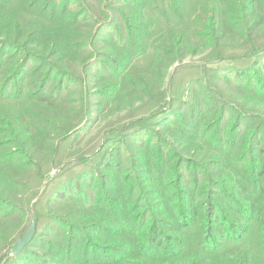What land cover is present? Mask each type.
<instances>
[{"label": "trees", "instance_id": "16d2710c", "mask_svg": "<svg viewBox=\"0 0 264 264\" xmlns=\"http://www.w3.org/2000/svg\"><path fill=\"white\" fill-rule=\"evenodd\" d=\"M63 1L69 7L75 5L87 11V18L81 19L74 11L68 14ZM74 1L75 4L72 0H0V81L6 76L7 82L9 75L15 72L12 67L17 64L9 61L4 67L2 59H22L16 69V73L22 75L26 72L28 60L37 57L36 75L45 72L47 80H50V75L67 77L77 89L73 92L76 102H69V93L65 97L63 94L40 96L29 119L15 122L12 120L14 115L6 113L5 117L11 121H0L6 125L9 134H13L7 145L0 144V204L8 211L5 216H0V264L3 260H7L6 264L9 262L11 248L7 226L16 213L13 209L20 206L19 212L29 210L48 173L57 166L61 148L69 138L65 135L75 130L84 118H92L94 105L108 99L107 95L111 94L117 103L123 102L117 99V95L123 98L131 95L140 103L135 108L140 111L139 116L128 125V139L143 135L149 139L153 128L163 130L167 139H158L160 147L152 143L139 148L134 146L143 151L145 157L141 159L137 152L131 151L126 156L130 158L126 166L120 160L114 167L116 176L114 179L112 175L109 177L113 184L109 188L105 182L100 185L104 200L99 196L94 204L74 199L65 203L61 208L66 211L63 216L69 223H59L73 229L70 240L74 231L84 234L79 227L90 232L94 242L89 248H94L98 242L101 245L98 250L108 253L112 264H177L176 261L183 259L177 247L182 250L186 246L185 231H190L201 219L209 226L203 227L204 235L196 245L198 251L192 260H199V264H219L218 260L224 254L217 248L220 245L212 241L222 238L225 242H235L240 239L236 230H247L241 232L244 238L252 227L260 224L264 228V0H212V4H207L203 10L205 14L195 21L193 31L176 36L174 48L169 51L160 53L153 50L145 67H136L133 56L135 52L142 53L144 48L141 38L146 32L142 28L133 27L131 30L133 36L128 45L134 49L132 52L122 43L119 47L111 42L102 45L109 51L102 50L95 36V27L103 14V5L109 0ZM138 1L135 0L133 6L136 9L135 17H132L135 23L148 17L153 5L161 8L167 19H170L169 15L177 16L185 9L184 0H169L164 4L161 0L160 5L158 0H142L144 4H138ZM47 5L53 24L50 31L43 28L41 20L32 18L36 10L43 12ZM57 22H64L71 28L61 33ZM146 29L149 32L152 26ZM119 48L127 50L128 55L118 57V66L130 69L132 78L125 82H114L113 79L112 84L117 88L114 95L109 91L112 84L90 76L89 71L95 64L91 61L96 54L105 53L113 59V52L117 54ZM196 55L201 57L199 63L183 68L197 74L207 70L208 81L225 82L232 92H226V87L218 85L225 93L215 95L205 87L199 90L202 82L189 83L186 90L183 86H175L174 80L165 82L169 78L170 65ZM232 63L241 65L237 71L243 74L256 70L259 77L256 72V79L246 84L224 80L221 73L227 72L226 67ZM215 91L218 92L217 86ZM208 95L214 98L210 99L212 96ZM182 97L187 99V112L179 116L176 108L181 106L176 103ZM207 98L213 106L205 104ZM103 105L101 102V107ZM18 107L21 108L20 104ZM2 109L3 105L0 111ZM184 110L183 106L181 111ZM229 111L236 117L232 119ZM173 117L181 120L168 124ZM0 135L4 134L0 132ZM20 155L30 163L21 165V160L17 163ZM185 155L191 156L189 162L186 161L190 171L203 173V179L210 187L218 186L219 182H225L227 186L218 192L210 193L211 188L200 191L203 198L194 202L193 194H189L181 184L183 174L176 173ZM152 160L155 161L153 168ZM170 161H175L173 166ZM154 171L156 176L151 175ZM131 174L134 175L132 180ZM129 175L130 179L126 181ZM197 184L198 190L200 182ZM113 185L118 188L115 193H112ZM125 187L127 189L123 191ZM153 187L164 188V196L163 191L151 192ZM160 199L164 205L157 204ZM92 211H97L98 223L83 220L94 218L90 214ZM122 211H127L134 226L137 222L140 225L139 229L138 226L133 229L132 237H143L142 242L129 244L128 252L132 251L128 254L130 261L119 257L125 252L114 240L122 237L118 231L126 229L124 223L119 224L114 218ZM114 225H120L121 229L114 230ZM198 225L202 226V223ZM214 249L218 250V255L214 254ZM57 251L61 252L62 248L57 247ZM205 252L212 258L202 260ZM77 254L81 260L73 264H86L85 251H75L70 259Z\"/></svg>", "mask_w": 264, "mask_h": 264}, {"label": "rangeland", "instance_id": "374dc122", "mask_svg": "<svg viewBox=\"0 0 264 264\" xmlns=\"http://www.w3.org/2000/svg\"><path fill=\"white\" fill-rule=\"evenodd\" d=\"M143 1L139 0L137 3L144 4ZM168 1L169 0H163V4ZM74 2L75 1L72 0V4H75ZM160 2L161 0H158L157 4L160 5ZM63 3L64 9H66L68 14L74 11L77 16L81 17V19L85 20L87 18V11L85 12L81 7H75V5L69 7V5L66 4V1H63ZM184 3L185 9L177 16L169 15L171 16L170 19L166 18V13L161 8L153 5V8L151 9L152 13L143 21L135 23L132 18L135 17L134 10L136 9L133 7L135 0H109L103 5V14L95 27V36H97L102 50L109 51L110 49L102 47V45H107L111 42L113 45H118L119 47L122 43L132 52L134 49L130 48L128 45L133 36L131 30L133 27L140 30L142 28L144 32H146L144 37H140L144 48L141 50L142 53L138 54L135 52L133 56L136 67H145L151 59L153 50L154 52L158 51L160 53L164 50L165 52L169 51L174 48L176 36H181L182 33L186 32L190 33L189 30L192 32L195 28V21L198 20L201 15L205 14L203 13V10L207 4H212V0H184ZM150 6H152V4H150ZM178 7H180V1ZM49 9L50 7L47 5V8L43 12L36 10L34 12L36 15H33L32 18L41 20L43 22V28L50 31L53 24L50 22L51 13ZM100 9L97 12H99ZM57 26L61 33H65L64 31H66V29L71 28L64 24V22H57ZM150 26H152V30L148 32L146 28ZM101 42H103V44H101ZM116 53L117 54L113 52V59H110L105 53L96 54V57H93L91 61L95 64L93 66L94 68H90V76H97L101 79L100 81L107 82L108 84H112L113 79L114 82H125L126 79L131 77L132 71L127 69V67H119L117 63V60H120L118 57L128 55L127 50L119 48ZM35 58L37 57H32L31 60H28L26 63V72L22 75L16 73V69L20 67L22 59H2L4 67L9 61H15L17 63V68L16 66L15 68L14 66L12 67L15 69V72H12L10 74L11 76L9 75V80L7 82L6 76L0 81V109L1 105H3V109L0 111V121H11V119L5 117L6 113L14 115L12 120L15 122L29 119L32 116V113L36 110V101L40 96L56 97L63 94L65 97L69 93L70 95L67 98L69 99V102H76V96L73 92H77V89H75V85H73L67 77L50 75V80H47L45 72L39 73L38 75L34 73L37 66V60ZM200 60L201 57L196 55L189 56L182 61L174 62L169 66V78L167 77L165 82L170 83L174 80V85L177 87L183 86L184 90L187 89L189 83L202 82L199 85V90L205 87L210 90V92L213 91L215 95H218L219 93L223 95L225 93L220 86L226 87V92H232V88L227 87L225 82L216 83L213 81L211 83L208 81L206 78L209 75V71L207 72V70L202 74H197L191 70L183 68L185 66L197 65ZM239 66L241 65H236L235 63L228 64V67L225 69L227 72L221 73V77L225 78L224 80H231V82L236 80L241 84H246L256 79V70L254 73L249 72L243 74L242 72L237 71L239 70L238 68H240ZM1 67L2 63H0V68ZM257 75V77H259L258 72ZM228 85L234 87L233 84ZM216 86L218 87V92L215 91ZM111 87L112 88L109 91L115 95V91L117 92L116 85L112 84ZM202 93L204 92H201V94ZM107 96L108 99H103V101H99L100 103L94 105L95 108L93 109V112H95V114L92 118H84L75 130H72L65 135L69 138L61 148L57 166L51 169L48 173L47 178L43 182V187L39 191V195L32 201L29 210L25 209L26 211L19 212L17 210L22 208L20 206L13 209L16 213L12 219H10L7 226L9 231L7 232V238L9 239V248H11L8 257L9 262L7 264H12L13 262L14 264H59L58 262L73 264V262L81 260L80 254H77L74 259H70V256H72L75 251L86 252V264H112L108 259V253L100 252L98 250L101 246L98 242L97 244H94V248H89V245L93 243L94 240H91V233L84 231L82 227H79V230L83 231L84 234L74 231V237L70 240V232L73 229L69 228L65 223H63L65 225L59 223V221L69 223L67 217L65 218V216H63V213L66 211L61 207L73 199L74 201L79 202L86 201L87 204L89 202L94 204L99 196L104 200L100 185L105 182L109 188L110 184H113V181L109 182V177L112 175L114 179L116 176V173H113L115 172L114 167L120 163V160L126 166V162L130 160V158H126V156L131 153V151L137 152L141 156V159H143V157H145V154H143L144 152L135 149L134 146L139 148L140 146L152 143L154 146L158 145L160 147L158 139H167V134L161 129L153 128L151 130L152 136L149 139L144 135L136 137L134 140L128 139V134L130 133L128 125L133 118L139 116L140 111L137 112L135 108L139 106L140 103L134 101L131 95L126 98L117 95V99L123 101L122 103L115 102L112 94ZM208 96H212L210 99L214 98L213 95ZM101 102L104 103L103 107H101ZM186 103V97L180 98V102L176 103L177 106H181L176 108L179 116H184L186 114ZM18 104H20L21 108L18 107ZM205 104L213 106L212 101L208 98L206 99ZM183 106L185 110L181 111ZM229 116L233 119L234 116L236 117V114L229 111ZM180 120L179 117H173L168 124H176ZM2 122H0V132L4 135H0V144L7 145L8 142L13 139V134H9L5 128L6 125ZM245 124H247V122H245ZM63 138L64 137L61 139ZM163 150L165 151V149ZM184 158V161H180V169L177 170L176 173L183 174L182 176L184 177H182L181 184L189 191V194H193L194 202H199V200L203 198V193H200V191H208V189L211 188L210 193L218 192L220 189L223 190L227 186V183L219 182L218 186L210 187L206 179H203L205 177L203 173L190 171L189 163L187 165L186 161L189 162L191 156L185 155ZM20 160L21 165L30 163L26 157L21 155L18 158L17 163H20ZM172 162L175 161H170V163ZM154 163L155 161L152 160L151 168H153ZM173 165L174 163H172V166ZM172 172H174V170H172ZM151 175L156 176V171ZM133 176L134 175L131 174V177L129 175L125 180L127 181L129 177L132 180ZM155 176H153L152 179H154ZM196 179H198V183L200 182L198 190V184L195 181ZM167 187L170 188V186ZM117 189L116 185H113L112 193H115ZM126 189V187L125 189L123 188V191ZM150 191L156 193L158 191H163L162 195L164 196V188L162 190L153 187ZM163 202L164 201L160 199L157 204L164 205ZM198 204L199 203L196 205ZM24 207L26 206H23V208ZM6 214H8V211L3 209V205L0 204V216H5ZM90 214H93L94 218L83 220L85 222L98 223L99 220L97 219H99V217L97 211H92ZM114 218L118 219L117 222L119 224L124 223L126 225V229L119 228L120 225H114L113 228L114 230H122H117L119 233H122L120 239L113 238L114 240H117L116 244L122 246V250L125 252L124 254H120L119 257L130 261L131 259H128V254H132V251L128 252V248H130L129 244L132 245L136 244V241L139 243L143 241V237H132L134 234L133 229L136 226H138L139 229L140 225H138L139 223L137 222V225L134 226L135 223L131 221L129 215L127 216V211H122L121 214ZM198 221L199 223L194 224L190 231H185L187 232L186 246L183 247L182 250H180V247H177L179 252H182L180 256L183 257V259H179V262L176 261L177 264L200 263L199 260H192V256L198 251L196 245L201 242L202 239L200 238L204 235L203 227L207 228L209 225L201 219ZM200 223H202V226L198 225ZM31 229L33 234L29 241H27L28 237L31 235ZM245 231L247 230L235 231L240 238L235 242H225L222 238H216L212 241L217 242V244L220 245L217 248L222 249L218 250L223 251L224 254L222 258H219V264H264V228L261 227L260 224L259 226H254L249 234L243 238V233L241 232ZM113 233L117 232L113 231ZM129 233L131 234L129 235ZM171 234L174 235L173 233ZM206 237L207 236H205V238ZM20 243L25 245L22 247L18 255H14V249ZM1 246L2 245H0V247ZM207 246L211 248L210 245ZM57 247H61L62 251H57ZM218 250L214 249V254H217ZM210 258L212 257L207 252L201 256L202 260H209ZM3 261L2 264H6L7 260Z\"/></svg>", "mask_w": 264, "mask_h": 264}, {"label": "water", "instance_id": "95a60500", "mask_svg": "<svg viewBox=\"0 0 264 264\" xmlns=\"http://www.w3.org/2000/svg\"><path fill=\"white\" fill-rule=\"evenodd\" d=\"M30 234H31V235L28 237V240H27V241H29V239L31 238V236H32V234H33L32 229H31ZM24 245H25V244H23V243L18 244V246L14 249V255H18L19 252H20V250L22 249V247H23Z\"/></svg>", "mask_w": 264, "mask_h": 264}]
</instances>
